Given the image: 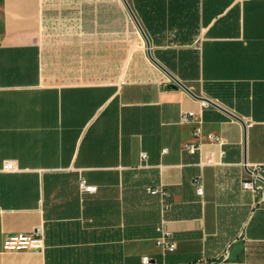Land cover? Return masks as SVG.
I'll return each instance as SVG.
<instances>
[{
  "label": "crops",
  "instance_id": "0c3cea01",
  "mask_svg": "<svg viewBox=\"0 0 264 264\" xmlns=\"http://www.w3.org/2000/svg\"><path fill=\"white\" fill-rule=\"evenodd\" d=\"M126 1L241 122L123 0H0V264H264V0Z\"/></svg>",
  "mask_w": 264,
  "mask_h": 264
},
{
  "label": "built area",
  "instance_id": "2783aa9c",
  "mask_svg": "<svg viewBox=\"0 0 264 264\" xmlns=\"http://www.w3.org/2000/svg\"><path fill=\"white\" fill-rule=\"evenodd\" d=\"M190 152H194L195 148L190 147ZM142 158L145 159L146 155L143 153ZM6 171L15 170V163L13 161H8L4 165ZM243 189L250 190L254 195H257L261 198V201L264 202V164L254 166L252 172V180L243 182ZM80 188L87 193L96 192V187L86 185L85 181L80 183ZM152 195L162 194L161 189L151 190ZM197 193L199 195L203 194V187L197 182ZM161 236L157 239V245L163 247L168 252H173L176 249V244L171 240V235L168 232L162 231ZM4 247L6 250L10 251H23L28 249H43L44 247V238L41 233L36 232L31 235H15L10 236L5 240ZM150 261L149 257H144L143 262L148 264Z\"/></svg>",
  "mask_w": 264,
  "mask_h": 264
},
{
  "label": "water",
  "instance_id": "95a60500",
  "mask_svg": "<svg viewBox=\"0 0 264 264\" xmlns=\"http://www.w3.org/2000/svg\"><path fill=\"white\" fill-rule=\"evenodd\" d=\"M125 6L127 7L131 17L133 18L135 24L137 25L138 29H139V32L141 33V36L143 37L144 41H145V44H146V49H147V55H148V58L150 59V61L155 65L157 66L163 73H165L170 79L171 81H173L172 83V88L173 89H177L178 87L184 89L185 91H187L190 95H192L194 98H197L201 101H203L205 104L207 105H212V106H215L216 108H218L219 110L225 112L226 114H228L229 116H232L233 118L237 119L240 121V119H238L237 117H235L234 115H231L229 112L223 110L221 107H219L218 105H216L215 103H213L212 101H210L209 99L205 98V97H202V96H198V95H195L193 92H191L188 87L182 83L179 79H177L170 71H168L162 64H160L152 55V52H151V46H150V42H149V39L147 37V35L145 34V32L143 31V29L141 28L139 22L137 21L135 15L133 14L132 10L130 9L128 3L126 0H123ZM241 122V121H240ZM245 164L247 163L246 159L244 160Z\"/></svg>",
  "mask_w": 264,
  "mask_h": 264
},
{
  "label": "rangeland",
  "instance_id": "374dc122",
  "mask_svg": "<svg viewBox=\"0 0 264 264\" xmlns=\"http://www.w3.org/2000/svg\"><path fill=\"white\" fill-rule=\"evenodd\" d=\"M132 180L135 181V185H134V187L130 191H128V194L130 195V193H131L132 198L134 200V203H136L137 202V199L142 196L143 192L144 193L145 192L147 193L146 190H141V188H139V186L136 184V182L145 181L146 178H144L141 175H137V176H134L132 178Z\"/></svg>",
  "mask_w": 264,
  "mask_h": 264
}]
</instances>
